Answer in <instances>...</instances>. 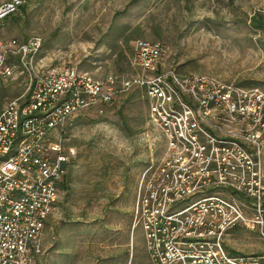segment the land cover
<instances>
[{"label": "built area", "instance_id": "2783aa9c", "mask_svg": "<svg viewBox=\"0 0 264 264\" xmlns=\"http://www.w3.org/2000/svg\"><path fill=\"white\" fill-rule=\"evenodd\" d=\"M24 4L0 0V24ZM40 47L36 35L0 39V80L25 77L21 95L0 109V264L39 263L73 153L68 126L133 86L144 89L147 122L165 147L142 171L132 206L150 264H264V254L235 255L225 242L239 226L264 238V89L159 73L160 41H133V79L42 69Z\"/></svg>", "mask_w": 264, "mask_h": 264}, {"label": "rangeland", "instance_id": "374dc122", "mask_svg": "<svg viewBox=\"0 0 264 264\" xmlns=\"http://www.w3.org/2000/svg\"><path fill=\"white\" fill-rule=\"evenodd\" d=\"M253 14H264V0H25L0 24V39L36 35L38 67L74 65L96 79L137 78L133 41H160L159 73L264 89V29L251 26ZM24 84L19 74L0 80V109ZM147 115L144 89L133 86L102 113L86 110L71 121L65 144L73 153L38 264H150L140 228L132 230V206L142 171L165 147ZM225 242L235 255L264 254L256 229L233 228Z\"/></svg>", "mask_w": 264, "mask_h": 264}, {"label": "trees", "instance_id": "16d2710c", "mask_svg": "<svg viewBox=\"0 0 264 264\" xmlns=\"http://www.w3.org/2000/svg\"><path fill=\"white\" fill-rule=\"evenodd\" d=\"M20 10H23V7H21ZM251 26H253L256 29H264V14H258L254 15L250 19Z\"/></svg>", "mask_w": 264, "mask_h": 264}]
</instances>
